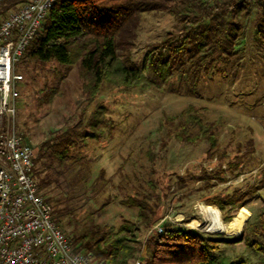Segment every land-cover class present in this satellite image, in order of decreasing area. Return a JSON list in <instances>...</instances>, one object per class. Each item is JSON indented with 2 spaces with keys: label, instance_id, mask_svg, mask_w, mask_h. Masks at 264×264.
Returning <instances> with one entry per match:
<instances>
[{
  "label": "rangeland",
  "instance_id": "rangeland-1",
  "mask_svg": "<svg viewBox=\"0 0 264 264\" xmlns=\"http://www.w3.org/2000/svg\"><path fill=\"white\" fill-rule=\"evenodd\" d=\"M254 18L252 14L247 20V36L235 59L224 71L203 75L195 93L184 81L187 76L179 75L168 82L157 81L155 87L106 82L91 98L84 90L77 63L67 68L56 61L42 64L26 59L18 65L23 79L19 82L15 127L36 150L54 135L85 121L97 104L106 110L99 136L73 148L66 173L56 180L51 172L50 184L41 191L68 235L78 238L102 225L119 226L123 219L138 223L137 209L122 203L130 195L150 194L156 204V221L150 226L136 225L143 255L151 227L165 215L177 217L188 229L237 238L246 223L264 210L262 187L237 210L235 215L244 214H240L243 217L238 229L231 230L225 224L233 218L215 225L219 218L213 213L219 211L222 219L221 211L205 202L209 196L237 187L247 190L263 178L264 51L254 40ZM179 27V21L165 10L142 12L131 60L144 68L149 47ZM54 87L58 93L53 100L41 103L44 92ZM189 106L212 125L219 147L217 156L211 158L214 149L202 137L181 141L169 135L186 119L184 112ZM197 132L192 128L191 134ZM218 155H223L222 159ZM237 155L242 164L229 171L227 161ZM220 164L226 170L224 179L213 174L220 170ZM202 205L209 210L203 211ZM214 206L218 210L212 209ZM221 248L222 253L232 256L250 255L243 241L225 243Z\"/></svg>",
  "mask_w": 264,
  "mask_h": 264
},
{
  "label": "trees",
  "instance_id": "trees-1",
  "mask_svg": "<svg viewBox=\"0 0 264 264\" xmlns=\"http://www.w3.org/2000/svg\"><path fill=\"white\" fill-rule=\"evenodd\" d=\"M26 1L0 0V20ZM154 10L167 11L179 21L180 27L168 31L149 47L141 68L131 60V47L141 13ZM252 14L254 40L258 49L264 51V0H56L20 63L26 59L42 64L56 61L67 68L77 63L84 90L91 98L106 82L125 87L140 83L155 87L157 81L168 82L179 75L187 76L184 81L195 93L203 75L224 71L235 59L239 45L247 36V20ZM146 70L154 77H149ZM57 93L56 87L50 88L44 92L41 103L51 102ZM105 111L104 106L97 104L85 121L38 146L33 173L40 192L50 184L51 172L54 171L56 180L66 173L73 148L84 145L90 137L99 136L101 125L106 122ZM184 114L186 119L169 135L181 141L202 137L214 149L210 152L211 158L217 156L219 147L212 125L195 114L193 106ZM192 128H197V134H191ZM227 162L229 171L242 164L240 155ZM221 164L220 170L213 174L224 179L222 174L226 170ZM262 187L264 174L247 190L237 187L207 197L205 202L218 206L222 214L223 220L219 211L213 213L219 218L215 225L230 221L246 204L247 197ZM152 199L150 194H144L122 200L137 209L138 223L123 219L119 226L102 225L78 238L72 237L78 250L90 252L99 264H130L141 252L143 243L135 234L136 225L150 226L157 219ZM216 206L212 209L218 210ZM235 241H243L250 255L222 253L221 245ZM145 243V264H264V210L246 223L237 238L166 221L163 231L150 233Z\"/></svg>",
  "mask_w": 264,
  "mask_h": 264
},
{
  "label": "built area",
  "instance_id": "built-area-1",
  "mask_svg": "<svg viewBox=\"0 0 264 264\" xmlns=\"http://www.w3.org/2000/svg\"><path fill=\"white\" fill-rule=\"evenodd\" d=\"M56 0H27L0 20V264H99L57 222L33 173L36 148L15 127L18 65ZM163 216L150 233L162 232ZM142 252L130 264H145Z\"/></svg>",
  "mask_w": 264,
  "mask_h": 264
},
{
  "label": "bare ground",
  "instance_id": "bare-ground-1",
  "mask_svg": "<svg viewBox=\"0 0 264 264\" xmlns=\"http://www.w3.org/2000/svg\"><path fill=\"white\" fill-rule=\"evenodd\" d=\"M202 209H203V211H204V209L209 210L208 207H205L204 205H202ZM241 218L242 217H241L240 214L235 215L230 222H228L227 224H225L226 228L227 229H231V230L238 229V227L240 226V223H241ZM193 222H197V219L194 218L193 219Z\"/></svg>",
  "mask_w": 264,
  "mask_h": 264
},
{
  "label": "crops",
  "instance_id": "crops-1",
  "mask_svg": "<svg viewBox=\"0 0 264 264\" xmlns=\"http://www.w3.org/2000/svg\"><path fill=\"white\" fill-rule=\"evenodd\" d=\"M239 212V211H238ZM242 213H243V211L240 213L241 215H242ZM238 214V213H237ZM244 214V213H243ZM241 217H243V216H241Z\"/></svg>",
  "mask_w": 264,
  "mask_h": 264
}]
</instances>
